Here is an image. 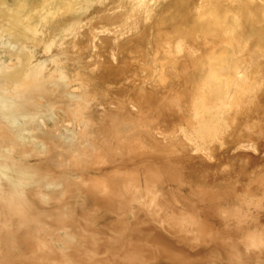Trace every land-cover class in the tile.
<instances>
[{"label":"bare ground","instance_id":"1","mask_svg":"<svg viewBox=\"0 0 264 264\" xmlns=\"http://www.w3.org/2000/svg\"><path fill=\"white\" fill-rule=\"evenodd\" d=\"M17 10L0 22V264H264V75L218 58L135 64L145 78L120 85L104 63L69 74Z\"/></svg>","mask_w":264,"mask_h":264},{"label":"rangeland","instance_id":"2","mask_svg":"<svg viewBox=\"0 0 264 264\" xmlns=\"http://www.w3.org/2000/svg\"><path fill=\"white\" fill-rule=\"evenodd\" d=\"M3 1L7 8L0 7V22L10 11H29L39 40L36 57L58 56L69 74L98 71L104 63L119 72L120 85L124 76L145 78V69L136 70L135 64L218 58L247 62L255 76L264 75V0ZM46 44H52L49 53ZM53 66L47 60V68ZM147 81L154 95H162L161 87ZM260 96L254 93L253 106H262Z\"/></svg>","mask_w":264,"mask_h":264}]
</instances>
